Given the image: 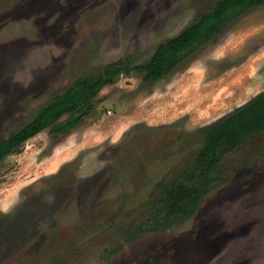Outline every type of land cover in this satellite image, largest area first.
<instances>
[{
	"label": "rangeland",
	"instance_id": "rangeland-1",
	"mask_svg": "<svg viewBox=\"0 0 264 264\" xmlns=\"http://www.w3.org/2000/svg\"><path fill=\"white\" fill-rule=\"evenodd\" d=\"M217 0H0V136L79 76L147 63ZM105 85L81 123L0 162V264H264V131L227 153L196 213L135 235L202 144L200 129L264 89V4L154 83Z\"/></svg>",
	"mask_w": 264,
	"mask_h": 264
},
{
	"label": "trees",
	"instance_id": "trees-1",
	"mask_svg": "<svg viewBox=\"0 0 264 264\" xmlns=\"http://www.w3.org/2000/svg\"><path fill=\"white\" fill-rule=\"evenodd\" d=\"M264 0H217L191 25L174 37L158 44L145 64H132L121 57L105 64L91 75L75 78L63 91L54 94L34 116L8 136H0V162L39 132L64 134L79 125L94 107V100L107 84L133 70L143 80L154 83L198 45L211 40L225 24L244 8L263 5ZM264 131V89L248 101L227 112L213 123L203 126L202 144L191 165L186 166L171 182H159L158 195L151 201L152 215L136 224L135 235L179 224L190 218L205 195L217 184V171L224 156L249 137Z\"/></svg>",
	"mask_w": 264,
	"mask_h": 264
}]
</instances>
